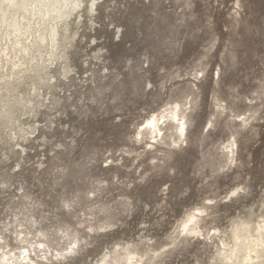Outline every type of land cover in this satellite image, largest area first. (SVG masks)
I'll return each mask as SVG.
<instances>
[{
    "label": "rangeland",
    "instance_id": "1",
    "mask_svg": "<svg viewBox=\"0 0 264 264\" xmlns=\"http://www.w3.org/2000/svg\"><path fill=\"white\" fill-rule=\"evenodd\" d=\"M0 264H264V0H0Z\"/></svg>",
    "mask_w": 264,
    "mask_h": 264
},
{
    "label": "bare ground",
    "instance_id": "2",
    "mask_svg": "<svg viewBox=\"0 0 264 264\" xmlns=\"http://www.w3.org/2000/svg\"><path fill=\"white\" fill-rule=\"evenodd\" d=\"M94 6V5H93ZM94 9V8H93Z\"/></svg>",
    "mask_w": 264,
    "mask_h": 264
}]
</instances>
